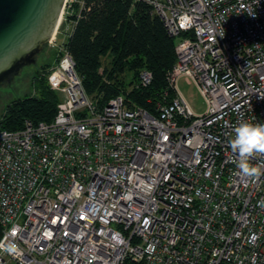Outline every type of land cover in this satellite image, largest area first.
I'll return each instance as SVG.
<instances>
[{
    "label": "built area",
    "instance_id": "2783aa9c",
    "mask_svg": "<svg viewBox=\"0 0 264 264\" xmlns=\"http://www.w3.org/2000/svg\"><path fill=\"white\" fill-rule=\"evenodd\" d=\"M132 1L178 37L173 96L154 115L122 95L98 107L62 51L52 120L0 129V264H264V174L239 175L229 144L242 121L264 123V0Z\"/></svg>",
    "mask_w": 264,
    "mask_h": 264
},
{
    "label": "trees",
    "instance_id": "16d2710c",
    "mask_svg": "<svg viewBox=\"0 0 264 264\" xmlns=\"http://www.w3.org/2000/svg\"><path fill=\"white\" fill-rule=\"evenodd\" d=\"M66 20L72 24L62 42V51L70 54L84 91L98 107L122 95L128 106L143 107L154 115L156 103L173 96L167 73L175 62L178 37L167 33L148 4L132 0H83L82 6L73 4L72 13L62 25ZM58 56L55 55V61ZM52 64L34 77L35 94L16 98L6 105L0 129H20L25 120L34 123L52 120L59 101L58 94L47 84ZM142 69L152 73L146 87L138 83ZM124 264L136 263L126 260Z\"/></svg>",
    "mask_w": 264,
    "mask_h": 264
},
{
    "label": "water",
    "instance_id": "95a60500",
    "mask_svg": "<svg viewBox=\"0 0 264 264\" xmlns=\"http://www.w3.org/2000/svg\"><path fill=\"white\" fill-rule=\"evenodd\" d=\"M63 1L0 0V85L9 84L23 67L35 63Z\"/></svg>",
    "mask_w": 264,
    "mask_h": 264
},
{
    "label": "rangeland",
    "instance_id": "374dc122",
    "mask_svg": "<svg viewBox=\"0 0 264 264\" xmlns=\"http://www.w3.org/2000/svg\"><path fill=\"white\" fill-rule=\"evenodd\" d=\"M64 18H66V16ZM63 22L64 19H61L53 40L44 45L42 51L37 54L35 63L23 67L20 73L16 75L9 84L5 86L0 85V117L6 105L11 103L14 99L35 94L34 77L44 73V70L49 64H56L60 59L62 54L60 53L62 52V42L66 39V34L71 29L72 24V22L66 20L65 24L62 25ZM56 54L59 56L55 61ZM102 60L103 63L107 62L106 58ZM177 86L194 113L201 114L205 111V102L193 84L181 78L178 80Z\"/></svg>",
    "mask_w": 264,
    "mask_h": 264
},
{
    "label": "clouds",
    "instance_id": "9594fccd",
    "mask_svg": "<svg viewBox=\"0 0 264 264\" xmlns=\"http://www.w3.org/2000/svg\"><path fill=\"white\" fill-rule=\"evenodd\" d=\"M229 144L233 154L238 157L239 175L257 178L264 174L261 167L250 163L254 157L264 156V123L242 121L235 127L234 137Z\"/></svg>",
    "mask_w": 264,
    "mask_h": 264
},
{
    "label": "bare ground",
    "instance_id": "6f19581e",
    "mask_svg": "<svg viewBox=\"0 0 264 264\" xmlns=\"http://www.w3.org/2000/svg\"><path fill=\"white\" fill-rule=\"evenodd\" d=\"M62 16H63V5L60 8L59 15L57 17V21H56V25L54 27V30L51 33V35L48 37V42H50L51 40H53L54 35H55V33H56L57 29H58V25L60 24V21L62 19Z\"/></svg>",
    "mask_w": 264,
    "mask_h": 264
},
{
    "label": "flooded vegetation",
    "instance_id": "af4514ba",
    "mask_svg": "<svg viewBox=\"0 0 264 264\" xmlns=\"http://www.w3.org/2000/svg\"><path fill=\"white\" fill-rule=\"evenodd\" d=\"M45 67V66H44ZM41 68V67H40Z\"/></svg>",
    "mask_w": 264,
    "mask_h": 264
}]
</instances>
